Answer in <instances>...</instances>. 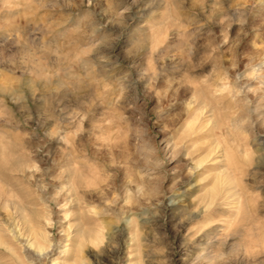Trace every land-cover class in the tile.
<instances>
[{"label":"rangeland","instance_id":"1","mask_svg":"<svg viewBox=\"0 0 264 264\" xmlns=\"http://www.w3.org/2000/svg\"><path fill=\"white\" fill-rule=\"evenodd\" d=\"M250 12L0 0V264H264Z\"/></svg>","mask_w":264,"mask_h":264},{"label":"clouds","instance_id":"2","mask_svg":"<svg viewBox=\"0 0 264 264\" xmlns=\"http://www.w3.org/2000/svg\"><path fill=\"white\" fill-rule=\"evenodd\" d=\"M240 3L247 7L249 4H251L252 8L255 10L254 14L250 12V17H251V22H249L248 20L244 21V25L247 26L249 31H258L261 29H264V0H240ZM247 33H245L246 35ZM228 38L225 36L222 40V43L220 46H218L216 48V51H219V47H222L225 44H228ZM233 47H238V45L233 46ZM262 48H264V45L261 46ZM230 51L232 50L231 48L229 49ZM262 55H264V53H262ZM247 56V53L244 51H240L238 53V58L240 60H244ZM234 61L233 64L228 65V67L226 68L223 63H221L219 65V71L223 74H227L228 68H231L234 66ZM261 76H264V72H262L260 74ZM239 75L237 76V79H239ZM264 87V86H262ZM249 91H252V89H249ZM159 95V94H158ZM259 127L261 129H264V120H260L259 121ZM264 134V133H262Z\"/></svg>","mask_w":264,"mask_h":264}]
</instances>
